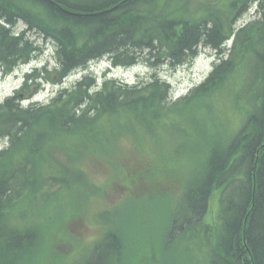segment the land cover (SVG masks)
Returning a JSON list of instances; mask_svg holds the SVG:
<instances>
[{
  "label": "trees",
  "instance_id": "trees-1",
  "mask_svg": "<svg viewBox=\"0 0 264 264\" xmlns=\"http://www.w3.org/2000/svg\"><path fill=\"white\" fill-rule=\"evenodd\" d=\"M73 1L0 0V74L11 75L42 51L29 39L31 32L56 50L52 69L33 68L0 103V142L7 139L10 145L0 153V264H68L57 249L65 236L63 225L76 214L82 217L83 207L90 208L103 190L81 166L91 158L106 160L114 172L122 167L127 177L143 178L140 187L145 180L154 183L152 192L142 189L141 194L162 195L167 212L157 225L161 233L144 245L150 252L143 264L164 259L169 264H264L259 180L264 174V0H99L104 5L98 8ZM250 2L262 14L236 31ZM20 23L26 28L16 32ZM147 32L171 44L159 48L153 38L145 42ZM230 40L235 50L229 57L171 102V84L155 71L194 60L198 43L227 53ZM104 58L124 68L147 61L154 73L134 86L114 79L99 85L90 73L46 104H22L45 84L63 87L69 73ZM161 127L172 138L166 149L160 144ZM122 135L136 136V143L152 138L166 170L145 164L140 175L133 173L132 163L118 161L115 141ZM191 141L195 146L188 145ZM171 157L185 158L194 168L187 170V163L171 162ZM50 195L56 197L55 210H66L60 226L41 227L33 219L26 226L23 205L47 201ZM215 201L217 214L209 222ZM118 203L109 209H118ZM39 209L28 215L49 219L46 206ZM130 230L127 224L105 228L76 264H135Z\"/></svg>",
  "mask_w": 264,
  "mask_h": 264
},
{
  "label": "rangeland",
  "instance_id": "rangeland-1",
  "mask_svg": "<svg viewBox=\"0 0 264 264\" xmlns=\"http://www.w3.org/2000/svg\"><path fill=\"white\" fill-rule=\"evenodd\" d=\"M91 1L93 0H82V2L87 3ZM192 7H195V4H192ZM254 13L255 7L242 15L241 19L238 21V25L251 20L254 17ZM21 28H25V25L20 23L18 31ZM32 37L41 47L42 51L35 60L28 65L17 68L11 75H0V103L7 97L12 96L15 90L22 86L24 75L27 72H30L36 66L42 67L47 62L51 69L55 65V46L53 43L45 41L38 34L33 33ZM216 59L215 51L211 48L203 47L198 57L190 63L180 66L177 69L172 68L170 65H164L157 69L159 77L169 82L172 86L173 96L170 98L172 100L171 102L187 95L191 89L202 83L211 73ZM91 67L90 69H92L94 76L97 78L98 84L101 85L103 83L104 71L107 70V67L103 65L97 66L96 64H92ZM84 71L76 73V75L68 78L63 87H71L74 83L80 81L84 75ZM112 72V76L116 79L134 83L140 78L139 75H143V78H146L153 73V70L141 72V68L136 66L129 69L117 68L113 69ZM60 88L61 86L45 84L37 95L25 102V106H29L36 102L48 103ZM159 134L160 141L162 142L160 143L161 147L166 149L167 142H172V138L163 127L159 129ZM135 138L136 136L134 135H122L118 141H115V145L120 149L119 156L121 155L118 161L122 160V164L126 163L128 165L132 163V166H134L132 172L134 173V170H136L139 172V175L144 170L145 164H153L159 171L164 172L166 170V164L161 156L162 153L159 148L153 144L156 142H152V138L148 137L146 141L136 143ZM141 140H143V138H141ZM174 145L173 147H175ZM188 145L190 147L195 146L193 141L188 143ZM58 155L60 158H63V155L62 157L61 154L58 153ZM122 157L125 159H122ZM170 161L175 163H187V170L190 171L194 168V164L186 161L185 158L174 160V158L171 157ZM81 166L96 184L103 187V190L95 196L97 200L90 203L92 204L90 208L89 206L88 208L83 207L82 217L76 214V216L71 217L64 223L63 230L65 236L57 245L58 251L62 255H67L68 264H76L79 260L86 258V256L89 255L87 251L90 248L93 249L94 245L102 239L105 228L110 227V229L119 230L123 224H127L130 226V232L132 233L130 238L134 240L135 243V247H132V254L130 256L131 263L133 258L135 264H143L144 261L148 260L150 252L148 245H144L148 244L152 237L161 233V229L157 225L162 221V218H164L167 212V207L163 201L162 195L154 196L153 193L149 194L147 191L141 194L142 189L152 192L154 183L143 180L144 185L142 184L140 187L138 182L143 178L140 179L138 176L127 177L125 169L122 167L117 172H114L112 166L102 158L83 160ZM142 186L144 188H142ZM130 192H132V194H130ZM175 196L174 203L178 201V192H176ZM65 198L64 196L61 199L60 205L65 201ZM55 199V196L50 195L47 201L39 198L37 202L33 200L32 206L23 205L22 211L28 214L29 212L36 213V211L39 213V207L45 205L50 216L49 219L46 220L43 218H32L27 214L28 218H26L23 223L26 226H30L29 220L33 219L37 221L41 227H59L61 221L64 219V214L66 216L67 214L65 213L66 210H55L57 207V204L53 201ZM73 200L74 197L72 198L71 195L69 200H67V205L69 207L72 205ZM118 201V209L110 210L109 208L116 205ZM95 206H98L96 210H94ZM217 207L218 204L217 201H215L211 209L212 213L208 216L207 221H212V217L217 214ZM93 211L97 214L93 215ZM109 220H111V222ZM108 223L110 225H108ZM80 239H82V242L79 241ZM78 243L80 245L79 248H77ZM162 264H169V262L164 259L162 260Z\"/></svg>",
  "mask_w": 264,
  "mask_h": 264
},
{
  "label": "bare ground",
  "instance_id": "bare-ground-1",
  "mask_svg": "<svg viewBox=\"0 0 264 264\" xmlns=\"http://www.w3.org/2000/svg\"><path fill=\"white\" fill-rule=\"evenodd\" d=\"M73 2H76V3H78V5H83V6H88V7H92V8H98L99 6H103L104 4L103 3H100V2H102V1H99V0H93V1H91V2H89V3H87V2H82V0H77V1H73ZM253 4V3H252ZM248 7H249V10L248 11H250V10H252V8L253 7H255V13H254V17L251 19V20H249L248 22H246V23H243V24H241V25H238V21L240 20H238L237 21V23L234 25V28H235V30L237 31V28H239V27H241V26H245V25H248V24H250V23H252V22H254L255 20H256V18H258V17H260V15L262 14V12H261V14L259 13V9L256 7V6H254V5H251V2L250 3H248ZM112 10H115V9H117V7L115 6V7H113V8H111ZM247 11V12H248ZM208 25H210V24H208ZM25 28H26V26H25ZM202 28H205V27H202ZM15 29H17V31L16 32H19L18 31V27H16ZM24 29V28H23ZM38 34V33H35V32H31L28 36H29V39H31L32 41H35V39L32 37V34ZM39 35V34H38ZM39 36H41L42 37V35H39ZM153 38V41L152 42H154V41H156L157 42V44H158V46H159V48H165V47H167L168 46V44H171V43H168L167 45H164L163 43H162V39H163V37L161 36H158V35H156V34H153L152 32H147V34H146V37L144 38V41L145 42H150L151 40L150 39H152ZM36 42V41H35ZM50 42V41H49ZM52 43V42H51ZM249 43V42H248ZM203 47H205L203 44H201V43H198L195 47H194V50L197 52V54H196V56H195V58L196 57H198V55H199V53H200V50L203 48ZM209 48V47H208ZM225 48V47H224ZM226 49L229 51V52H227V53H217L215 50H213V51H215V55H216V63H220L221 62V60L222 59H227L228 57H229V53H230V51H233V50H235V48H234V43H233V41L232 40H230V41H228V44L226 45ZM56 51V50H55ZM41 52H39L38 53V55L36 56H34V57H38L39 56V54H40ZM55 54V53H54ZM143 58H146L147 57V54H146V52L144 53V54H142L141 55ZM192 58H194V56L192 57ZM36 59V58H35ZM34 59V60H35ZM153 60V59H152ZM193 61V59L192 60H190V61H188V62H186V63H184L183 65H185V64H187V63H190V62H192ZM146 63H139V64H136L134 67H140L141 68V72H144V71H149V70H153L154 68L152 67V66H150L149 65V63L147 62V61H145ZM31 63V62H30ZM148 63V64H147ZM55 64H56V61H55ZM26 65H28V64H26ZM92 65V64H91ZM91 65L89 66V68H87L85 71L82 69V70H80V71H78L77 73H79V72H81V71H84L83 73H84V75H88V74H93V71H92V69H90V68H92L91 67ZM105 65V67H107V70H105L104 71V77H103V82L105 81V79H114V80H117V81H119V82H121V83H124V84H126V85H129V86H134V85H136L138 82H140V80L141 79H143V75L142 76H140L139 75V79L137 80V82H134V83H129V82H125V81H120V80H118V79H116L114 76H112V74H113V72H112V70L113 69H117V68H124V67H112V64H111V62L108 60V63L107 64H104ZM183 65H181V66H183ZM23 66H25V65H23ZM44 66V65H43ZM42 66V67H43ZM45 66H48L50 69H51V67H50V65H49V63L47 62L46 64H45ZM55 66V65H54ZM164 66V65H163ZM20 67H22V66H20ZM36 67H38V66H36ZM162 67V66H161ZM180 67V66H179ZM179 67H177V68H179ZM129 68H132V67H126L125 69H129ZM176 68V69H177ZM159 69V68H158ZM16 71V70H15ZM14 71V72H15ZM13 72V73H14ZM156 73H157V70L155 71ZM27 73H29V72H27ZM26 73V74H27ZM153 73H154V70H153ZM152 73V74H153ZM0 75H2V74H0ZM73 75H76V73H69L68 75H67V79L68 78H70V77H72ZM83 75V76H84ZM94 75V74H93ZM148 76H150V75H148ZM148 76L146 77V78H148ZM142 77V78H141ZM83 78V77H82ZM96 78V77H95ZM66 79V80H67ZM97 79V78H96ZM145 79V78H144ZM65 80V81H66ZM23 83H24V80H23ZM97 83H98V80H97ZM100 85V84H99ZM9 142H8V140L7 139H3L1 142H0V153L2 152V151H4V150H6V149H8L9 148ZM259 180L262 182V186H261V188H264V174L262 175V176H260L259 177ZM91 246H93V245H91ZM94 247H95V245H94ZM93 247V248H94ZM90 249H92V248H90Z\"/></svg>",
  "mask_w": 264,
  "mask_h": 264
}]
</instances>
